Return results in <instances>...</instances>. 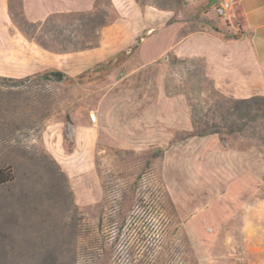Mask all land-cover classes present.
Instances as JSON below:
<instances>
[{
  "label": "rangeland",
  "instance_id": "374dc122",
  "mask_svg": "<svg viewBox=\"0 0 264 264\" xmlns=\"http://www.w3.org/2000/svg\"><path fill=\"white\" fill-rule=\"evenodd\" d=\"M136 2L186 10L170 21L186 22L184 34L210 21V9L191 11L203 0ZM123 11L114 33L113 0L43 23L27 19L22 0L0 10V80L30 78L0 82V264H264V122L256 133L188 137L193 112L225 123L223 95L202 58L175 60L160 35L113 45L119 33L136 35L132 10ZM51 71L72 80L36 79ZM162 192L178 213L170 231L156 232L169 219L157 206L155 233L143 242L124 233L112 246L123 203H135L129 222L141 198L167 207Z\"/></svg>",
  "mask_w": 264,
  "mask_h": 264
},
{
  "label": "crops",
  "instance_id": "0c3cea01",
  "mask_svg": "<svg viewBox=\"0 0 264 264\" xmlns=\"http://www.w3.org/2000/svg\"><path fill=\"white\" fill-rule=\"evenodd\" d=\"M9 1L0 0L2 12ZM96 1L22 0V8L29 21L43 23L52 16L87 13ZM203 1L202 8L191 11L203 17L201 10L210 9L206 15L210 21L200 22L196 31L184 34L186 22L170 24V21L184 15L186 10L154 12L152 7L138 6L136 0H113L120 19L111 31L117 33V28L122 31L119 24L125 21L127 14L123 10L126 9L132 10L130 16L134 21L131 25L136 24V35L131 40L124 41L119 33L113 45L121 49L130 47L139 36L144 43L150 44L160 35L161 47H166L173 58H202L209 81L221 95L238 100L264 97V0H233L235 17L231 19L217 14L221 0Z\"/></svg>",
  "mask_w": 264,
  "mask_h": 264
},
{
  "label": "trees",
  "instance_id": "16d2710c",
  "mask_svg": "<svg viewBox=\"0 0 264 264\" xmlns=\"http://www.w3.org/2000/svg\"><path fill=\"white\" fill-rule=\"evenodd\" d=\"M174 59L179 61L176 57H174ZM36 79L54 82L72 80L71 78H67L64 73L58 71H51L43 75H38L36 76ZM28 81H30V78L26 80H13L8 78L0 80L1 83L13 86H20ZM215 94L218 96H222L216 90ZM223 98L226 102L225 106L222 108L224 109L225 113L221 111L220 115L221 117H223L222 119L225 121V123L221 124L220 122H217V115H214L213 118H211L213 120V123L204 122L203 117H200L199 115L195 114V112H193V130L192 132H190L188 137H206L209 135H219L223 139L225 136H231L236 133H244L249 129L254 130V133H256L257 127H260V125H262L261 123L264 122V97L257 96L243 100L228 98L224 96ZM260 135L261 134L259 132V136ZM162 195L167 200V207L163 206V203L161 205V198H157L155 194L151 198L150 203H148V201L146 202L143 198H141L140 205H137L138 209L129 222L126 216V211H131L135 203L134 201H132V199L128 200V204L123 203L120 210L118 211L117 219L111 221V225L112 227H114V229L112 234H110V236L108 237V241L112 242V246H116V244L120 241V238L124 233H126L129 237L131 235H137L139 236V240L143 242L145 235L155 233V224H151L152 222L148 223V220L157 219L156 216L161 210H163V212L168 216L167 218H169L167 220L168 228L167 230H163L159 227L157 228L156 232L159 231L160 233H163L166 231H170L172 226H170V224H172L173 221L172 217H176L178 213L176 212L175 206L169 194L167 192H162ZM157 206H160V211H158ZM139 208H141L140 211ZM140 212L142 213L140 214ZM98 227L100 230L103 231L104 218L100 219ZM178 227L179 225L174 229V232L179 231ZM137 247H131V252L134 253L137 250ZM156 247L147 246L145 247V249L146 251H148L149 254V252L156 251ZM137 264H163V262L158 257L155 260L148 262L146 260H140Z\"/></svg>",
  "mask_w": 264,
  "mask_h": 264
},
{
  "label": "built area",
  "instance_id": "2783aa9c",
  "mask_svg": "<svg viewBox=\"0 0 264 264\" xmlns=\"http://www.w3.org/2000/svg\"><path fill=\"white\" fill-rule=\"evenodd\" d=\"M234 1L221 0L217 8V14L222 18H234ZM95 120V118H93Z\"/></svg>",
  "mask_w": 264,
  "mask_h": 264
}]
</instances>
